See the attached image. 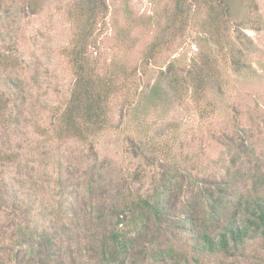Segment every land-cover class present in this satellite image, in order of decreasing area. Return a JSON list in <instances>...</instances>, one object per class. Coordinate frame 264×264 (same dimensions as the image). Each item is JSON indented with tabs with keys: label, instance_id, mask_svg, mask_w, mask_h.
<instances>
[{
	"label": "rangeland",
	"instance_id": "374dc122",
	"mask_svg": "<svg viewBox=\"0 0 264 264\" xmlns=\"http://www.w3.org/2000/svg\"><path fill=\"white\" fill-rule=\"evenodd\" d=\"M38 1L33 8L26 0H6L0 10V48L19 60L17 65L0 67V82L5 92L18 94L10 109L20 120L0 136V148L13 159L0 162V180L12 195L7 197L9 206L0 209L1 262L17 264L15 253L24 252L17 243L20 228L59 223L83 234L95 214L120 203L127 178L139 171L144 176L149 170L156 172L146 156L136 155L133 135L146 146L156 141L158 148L165 142L173 161L182 162L183 173L190 176H182L184 181L176 188L182 190L175 192L181 200L198 197L203 180L222 171L219 160L228 150L223 133H245L257 152H264V0L235 1L228 39L233 48L229 59L218 56L220 77L209 83L205 100H197L190 83L177 85L181 90L171 87L168 69L172 66L185 75L216 52L205 31L210 13L206 1L185 0L188 20L175 33L169 27L177 0H106L108 16L96 35L105 68L112 60L139 66L155 37L162 35L166 43L146 69L139 66L143 73L132 79L127 96L135 97L144 85H149L146 94L152 95L133 99L129 107L125 96L116 97L111 109L116 126L99 134L91 146L75 138H58L50 130L75 83L65 49L78 31L74 12L81 0ZM7 82L18 86L10 89ZM191 174L200 175L195 177L201 186L187 181L194 177ZM136 178V186H141ZM144 182L143 189L150 188L151 179L145 177ZM168 223L183 241L177 219L168 218ZM66 238H61L63 251L69 252L65 263L91 264L80 244ZM138 255L130 256L128 264H148ZM221 260L203 258L208 264ZM224 264H264V252L252 242L245 255L229 257Z\"/></svg>",
	"mask_w": 264,
	"mask_h": 264
},
{
	"label": "trees",
	"instance_id": "16d2710c",
	"mask_svg": "<svg viewBox=\"0 0 264 264\" xmlns=\"http://www.w3.org/2000/svg\"><path fill=\"white\" fill-rule=\"evenodd\" d=\"M5 1L0 0V10ZM205 1L210 12L205 31L216 52L204 56L185 75L176 72L172 66L168 69L171 87L181 90L177 85L186 82L189 87L190 83L197 100H205L210 92L209 83L220 77L218 56L222 55V60L229 59L233 48L228 47V39L233 31L230 21L234 17L236 0ZM26 2L33 8L39 3L38 0ZM185 5V0L176 1L169 27L175 29V33H179L182 22L188 20L189 9ZM108 9L106 0H81L75 9L78 31L65 49L74 69L75 83L65 107L57 113L51 125V133L58 138H75L91 146L99 134L116 126L111 113L116 97L125 96L124 102L129 107L133 99L136 102L138 97L152 95L151 92L146 94L149 85H144L134 94L135 97L127 96L131 94L132 79L143 73L140 67L146 69L159 57L165 40L161 35L149 43L140 58V67L112 60L105 68L100 63L96 35L106 22ZM18 62L15 55L0 48V67L17 65ZM7 86L13 89L18 84L7 82ZM154 90L157 92V88ZM5 91L0 82V136L2 131L20 124L10 109L19 96L16 93L13 97L12 93ZM222 138L228 147L227 156L219 160L222 171L214 176L208 175L210 180H203L205 185L198 184L200 180L195 176L200 175L191 174L194 177L187 181L202 185L200 194L181 200L175 192L179 194L182 190L176 191V188L182 185V176H190L183 173L182 162L173 161L165 142L166 146L157 148L158 142L151 139L150 146H146L133 135L130 141L136 155L146 156L147 164L155 166L156 172L149 170L144 176L139 171L137 176L127 178L120 203L111 210L95 214L83 234L79 229L74 231L73 227L57 226L59 223L20 228L17 243L24 252L21 249L15 253L17 264H66L65 257L69 252L63 251V236H67L68 242L79 243L91 264H128L130 256L135 258L138 254L137 258L149 260L148 264H208L203 261L205 256L220 257L222 260L218 264H224L229 257L245 255L252 242H258L264 252V152H257L255 143L245 133L237 131L231 136L223 133ZM10 155L0 148V162L12 161ZM136 177H140L137 182L141 186H136ZM145 177L152 181L148 189H143ZM89 185L93 188L92 181ZM9 195L12 196L0 180V209L9 206ZM168 218L177 219V227L185 237L183 241L171 228ZM94 224L96 228H93ZM141 246L143 248H139ZM0 264L5 262L0 261Z\"/></svg>",
	"mask_w": 264,
	"mask_h": 264
}]
</instances>
